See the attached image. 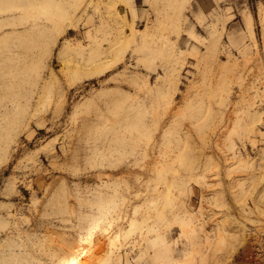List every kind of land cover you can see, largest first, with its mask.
I'll return each instance as SVG.
<instances>
[{
	"label": "rangeland",
	"instance_id": "1",
	"mask_svg": "<svg viewBox=\"0 0 264 264\" xmlns=\"http://www.w3.org/2000/svg\"><path fill=\"white\" fill-rule=\"evenodd\" d=\"M263 242L264 0L0 3V264Z\"/></svg>",
	"mask_w": 264,
	"mask_h": 264
},
{
	"label": "built area",
	"instance_id": "2",
	"mask_svg": "<svg viewBox=\"0 0 264 264\" xmlns=\"http://www.w3.org/2000/svg\"><path fill=\"white\" fill-rule=\"evenodd\" d=\"M255 255L257 257L258 264H264V242L256 247Z\"/></svg>",
	"mask_w": 264,
	"mask_h": 264
},
{
	"label": "bare ground",
	"instance_id": "3",
	"mask_svg": "<svg viewBox=\"0 0 264 264\" xmlns=\"http://www.w3.org/2000/svg\"><path fill=\"white\" fill-rule=\"evenodd\" d=\"M3 1H5V0H0V3L3 2ZM59 13H60V12H59ZM59 13H58V16L60 15V16L62 17V14H61V13L59 14ZM250 17H251V16H250ZM250 19H251V18H250ZM250 19H248V20H250ZM69 20H70V19H69ZM70 21L73 22L72 20H70ZM70 21H69V22H70ZM67 22H68V20H67ZM67 22H66V23H67ZM69 22H68L67 24H69ZM71 22H70V24L73 25V23H71ZM248 22H249V21H248ZM250 22H251V23H248V27H250L249 24L252 25V21H251V20H250ZM72 25H70V26H72ZM68 26H69V25H68ZM70 26H69V27H70ZM63 31H64V30H63ZM69 47H71V46H70V45H67L66 47H64V50H65V51H66V50H69V49H67V48H69ZM70 49H71V48H70Z\"/></svg>",
	"mask_w": 264,
	"mask_h": 264
}]
</instances>
